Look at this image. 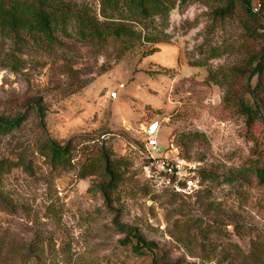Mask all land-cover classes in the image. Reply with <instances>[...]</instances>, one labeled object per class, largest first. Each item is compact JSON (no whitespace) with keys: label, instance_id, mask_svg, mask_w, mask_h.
Returning a JSON list of instances; mask_svg holds the SVG:
<instances>
[{"label":"rangeland","instance_id":"obj_1","mask_svg":"<svg viewBox=\"0 0 264 264\" xmlns=\"http://www.w3.org/2000/svg\"><path fill=\"white\" fill-rule=\"evenodd\" d=\"M76 1L98 12L97 0ZM179 1L135 24L132 46L58 35L50 51L24 48L19 71L0 68V116L25 114L0 134V264H152L116 223L154 242L158 264H264V185L252 172L262 134L224 102L243 88L231 68L245 37L237 16L212 14L223 0ZM35 96L41 118L23 104ZM154 124L164 154L195 166V192L146 178ZM46 141L70 145V164L52 167ZM102 153L118 166L110 200Z\"/></svg>","mask_w":264,"mask_h":264},{"label":"trees","instance_id":"obj_2","mask_svg":"<svg viewBox=\"0 0 264 264\" xmlns=\"http://www.w3.org/2000/svg\"><path fill=\"white\" fill-rule=\"evenodd\" d=\"M98 12L76 0H0V37L10 40L13 48L5 53L0 49V68L19 71L23 66L20 54L33 45L52 50L59 43L58 35H75L82 42L105 44L109 39L130 43L140 40L142 35L134 28L155 15L165 16L175 6L176 0H97ZM200 0H180L184 5ZM212 14L220 19L237 16L245 37L247 51L240 64L231 68L237 81L243 82L242 90L229 88L224 102L235 106L244 118L247 131L253 134L260 128L261 137L255 140L258 157L252 166L257 182L264 185V0H223ZM127 47V46H126ZM156 51L153 49L150 53ZM149 53V54H150ZM25 109L43 117L45 108L41 97H29ZM25 114L16 112L11 118L0 116V134L19 128ZM255 134H253L254 136ZM160 144V143H159ZM45 156L52 167L70 164V145L59 146L46 141ZM104 174L109 181L100 189L106 200L119 182L116 175L117 163L102 153ZM126 233L136 254L150 255L152 264H158L157 245L145 241L134 227L115 224Z\"/></svg>","mask_w":264,"mask_h":264},{"label":"built area","instance_id":"obj_3","mask_svg":"<svg viewBox=\"0 0 264 264\" xmlns=\"http://www.w3.org/2000/svg\"><path fill=\"white\" fill-rule=\"evenodd\" d=\"M145 147L147 161L143 170L155 188L183 195L198 190L200 182L195 175V166L184 160L170 159L164 154L155 135L147 136Z\"/></svg>","mask_w":264,"mask_h":264},{"label":"water","instance_id":"obj_4","mask_svg":"<svg viewBox=\"0 0 264 264\" xmlns=\"http://www.w3.org/2000/svg\"><path fill=\"white\" fill-rule=\"evenodd\" d=\"M155 127H156V124L152 125V126L147 130V134H148V136H152V135H154Z\"/></svg>","mask_w":264,"mask_h":264}]
</instances>
